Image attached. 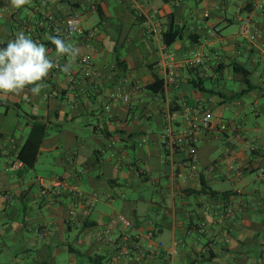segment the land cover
Wrapping results in <instances>:
<instances>
[{
	"label": "crops",
	"instance_id": "crops-1",
	"mask_svg": "<svg viewBox=\"0 0 264 264\" xmlns=\"http://www.w3.org/2000/svg\"><path fill=\"white\" fill-rule=\"evenodd\" d=\"M73 10L96 32L65 40L79 49L75 81L54 67L38 95L0 94V264H264V0H0V48L23 18ZM172 28L181 36L166 44ZM49 37L30 38L65 65ZM82 55L97 77L82 75ZM31 117L47 131L26 168ZM168 125L196 134L197 171L181 164L191 147L169 151Z\"/></svg>",
	"mask_w": 264,
	"mask_h": 264
},
{
	"label": "built area",
	"instance_id": "built-area-1",
	"mask_svg": "<svg viewBox=\"0 0 264 264\" xmlns=\"http://www.w3.org/2000/svg\"><path fill=\"white\" fill-rule=\"evenodd\" d=\"M137 15L143 16V10L139 9L137 11ZM83 15L81 12L77 10H73L66 16H56L52 13H45L37 11L31 18H23L20 22V26L22 31L28 35L29 37H36L39 31H45L50 36H59V38L64 40L69 39H78L80 41H84L87 38H92L96 35L95 30L84 29L82 25ZM251 22L249 19H243L240 22L238 34L247 38L249 41H254L256 39V34L251 29ZM74 29V30H73ZM201 55H196L191 61V65H196L201 63ZM80 68L82 71V75L87 78L97 77V71L94 66V63L90 59L88 55H82L79 58ZM70 81H75V76L72 73H68ZM111 100L128 102L130 101V95L128 93L116 92L110 95ZM107 108V106H106ZM211 113L205 112L202 115L200 120V125L204 128H207L210 125ZM164 142L167 144L168 149L171 153L175 150L188 145L192 148L188 157H186L181 163L182 166L188 167L193 171H197L198 167L195 162V150L194 146L197 143V136L193 131H189L187 133L176 134L173 132L172 128L168 125L163 133ZM4 197L6 199L9 198L8 194H5ZM120 221L125 225H129L130 223L120 218ZM125 254H130L129 249L124 251ZM131 257V255H130ZM173 253L168 255L169 261L172 260ZM131 259V258H130ZM132 260V259H131ZM171 263V262H170ZM130 264H139L138 262H131ZM172 264V263H171Z\"/></svg>",
	"mask_w": 264,
	"mask_h": 264
},
{
	"label": "clouds",
	"instance_id": "clouds-1",
	"mask_svg": "<svg viewBox=\"0 0 264 264\" xmlns=\"http://www.w3.org/2000/svg\"><path fill=\"white\" fill-rule=\"evenodd\" d=\"M30 3L31 0H8V4L15 9H21ZM49 39L55 46L58 57H70L65 65L53 63L48 58L46 47L24 32H18L14 39L8 41L6 47L0 48V94L20 95L27 90L38 95L42 89L41 82L54 67H60L64 73L70 72L79 49L59 36H50Z\"/></svg>",
	"mask_w": 264,
	"mask_h": 264
},
{
	"label": "trees",
	"instance_id": "trees-1",
	"mask_svg": "<svg viewBox=\"0 0 264 264\" xmlns=\"http://www.w3.org/2000/svg\"><path fill=\"white\" fill-rule=\"evenodd\" d=\"M180 36V29L172 28L168 32H165L163 34V39L166 44H170ZM232 66L235 71L241 72L243 74L244 83L246 84V89L244 91H249L253 86L249 80L250 72L235 63H233ZM156 83H161V80H156ZM147 87L151 88L153 87V85H148ZM31 119L32 122L30 124L29 132L26 136L24 143L22 144L17 153V159L21 161L26 168H32L34 166L37 159V154L39 152V146L47 131L46 122L41 121L39 117H31ZM203 186L204 185H202V190ZM211 194L213 193L211 192ZM98 257L99 256H95L94 258Z\"/></svg>",
	"mask_w": 264,
	"mask_h": 264
},
{
	"label": "rangeland",
	"instance_id": "rangeland-1",
	"mask_svg": "<svg viewBox=\"0 0 264 264\" xmlns=\"http://www.w3.org/2000/svg\"><path fill=\"white\" fill-rule=\"evenodd\" d=\"M31 176L33 177V175L31 174ZM34 178V177H33Z\"/></svg>",
	"mask_w": 264,
	"mask_h": 264
}]
</instances>
